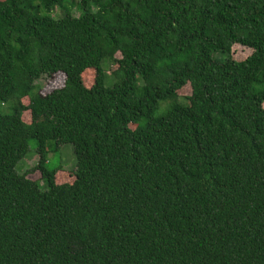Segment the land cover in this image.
Masks as SVG:
<instances>
[{"label":"trees","instance_id":"trees-1","mask_svg":"<svg viewBox=\"0 0 264 264\" xmlns=\"http://www.w3.org/2000/svg\"><path fill=\"white\" fill-rule=\"evenodd\" d=\"M65 1L0 0V264H264V0Z\"/></svg>","mask_w":264,"mask_h":264},{"label":"rangeland","instance_id":"rangeland-1","mask_svg":"<svg viewBox=\"0 0 264 264\" xmlns=\"http://www.w3.org/2000/svg\"><path fill=\"white\" fill-rule=\"evenodd\" d=\"M70 12L75 15H79L82 12V9L79 5L78 0H67L63 3L61 8H56L52 10L49 15L53 17H60L63 14ZM42 13H47L43 11ZM251 53V49L247 47H243L241 45H234L232 48V56L237 60H243ZM216 54V57H220ZM82 79L84 83L89 86L92 84L94 79V71L92 69L84 71L82 74ZM65 75L63 72H56L51 75H43L41 76L37 83L40 88V92L42 94H48L51 91L58 89L64 85ZM180 95H187L190 93V86L186 85L181 90H179ZM27 103V99L23 100ZM166 102H162L160 104L159 109L155 112V114L162 113L165 110ZM264 107V104H263ZM11 111V103H4L0 101V113H9ZM23 118L28 121L30 120L29 114L27 112L24 113ZM36 142L34 139L29 141V148L27 154L17 163L16 171L18 173H22L25 169L30 168L37 162V155L35 153ZM48 163L51 167H62L58 172H64L58 175V182H71L73 177L71 176L70 170L75 167V155L74 149L71 143H63L61 144L55 151H51L48 155ZM66 171V172H65ZM30 179H37L41 188H46V184L42 179H40V174L38 171L30 174L28 176Z\"/></svg>","mask_w":264,"mask_h":264}]
</instances>
